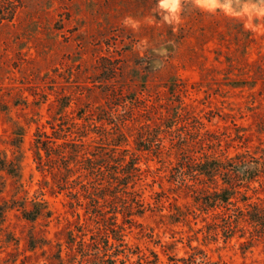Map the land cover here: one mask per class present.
<instances>
[{"label": "rangeland", "instance_id": "1", "mask_svg": "<svg viewBox=\"0 0 264 264\" xmlns=\"http://www.w3.org/2000/svg\"><path fill=\"white\" fill-rule=\"evenodd\" d=\"M161 3L0 0V150L22 167L21 178L0 171V205L10 206L0 220V264H68L66 231L76 232L89 215L79 185L60 188L47 169L37 168V132L70 133L76 123L93 150L101 142L100 125L111 129L123 119L129 133L125 147L140 156L142 175L134 190L146 207L136 216L139 225H125V240L138 251L126 264L151 259V251L163 264H173L170 256L185 259L177 264H190V256L206 264H264V243H245L250 224H241L244 236L238 231L226 239L216 215L224 209L202 210L179 185L173 154L137 150L144 143L137 135L144 123L156 134L157 125L187 104L190 118L171 130L194 132L199 119L200 136L219 143L222 152L232 156L248 148L263 156L262 80L252 88L235 83L253 80V72L241 75L242 59L254 69L260 59L264 63V0H202L214 7L177 0L175 12ZM240 25L255 40L246 48ZM159 138L171 146L170 133ZM252 186L258 191H248L250 201L264 199L259 183ZM41 201L52 216L25 218L22 209Z\"/></svg>", "mask_w": 264, "mask_h": 264}, {"label": "trees", "instance_id": "2", "mask_svg": "<svg viewBox=\"0 0 264 264\" xmlns=\"http://www.w3.org/2000/svg\"><path fill=\"white\" fill-rule=\"evenodd\" d=\"M158 1L154 0L156 4ZM168 27L171 34H175L173 26L169 24ZM240 32L244 36L245 48L255 41L250 31L243 25H240ZM263 55L264 53L260 58ZM241 63L243 65L241 75L249 76V72H253L251 78L254 81L251 83L238 81L235 83L236 86L247 85L252 88L256 80H262L264 87V63L261 59L255 69V64L247 62L246 58L242 59ZM186 107L187 104L181 108V113L176 112L167 116L163 124L157 125L156 134H153L150 124L144 123L137 135L139 142L146 143L142 145L137 143V150L153 151L158 157L163 155L170 157L173 154L179 167L177 182L191 192L193 201L206 212L224 209V212L216 214L220 217V225L218 223L214 225L221 227L226 239L238 231H241L240 236H244L241 224L247 222L252 230L245 243L247 245L255 241L264 243V199L250 201L251 196L248 194V191L254 194L258 191V188L252 186L254 183H259L261 190L264 191V149H261L263 156L259 158L248 148L237 151L232 156L222 152L218 149L219 143L209 140L207 143L206 138L200 136L204 123L199 119H195L198 129L194 127V132L186 129L183 134L181 127L171 130L174 125L178 123L182 125L190 118L188 115L191 113ZM126 121L127 119L120 120L113 125L116 127L111 129L100 125L101 142L93 150L89 149L90 144L84 140L87 132L76 127V123L72 124L73 131L70 130V133L61 134L55 130L52 135L42 131L36 134L33 153L37 168L47 169L60 188H66L71 183L79 185L82 190L81 196L86 200L85 212L89 214L88 218L77 223L76 232L66 231L70 250L67 253L68 264L76 260L77 256L80 257L78 264H126L130 255L138 253L125 240V225L129 227L139 225L136 216H143L146 207L139 193L134 190L142 171L139 166L140 156L125 147L129 136ZM191 123L189 121L182 127L187 128ZM165 131L173 136L169 148L162 145V139L159 138ZM208 132L205 130L204 135ZM71 134L77 135L69 139ZM193 134L199 137H192ZM21 169L19 162L8 159L0 150V171L21 178ZM189 181L192 184H189ZM75 197L79 200L78 195ZM32 206L31 210L22 209L27 219L35 221L40 216L50 218L53 214L45 201L33 202ZM8 208L10 206L0 205V220L4 219ZM77 216L80 217L79 214ZM89 220L95 225L91 226ZM150 254L151 259L148 256L140 257L137 263L163 264L155 252L151 251ZM58 258L63 261L61 255ZM190 258V264L208 263L197 262L194 256ZM169 260L173 264L185 261L184 258L175 256H170Z\"/></svg>", "mask_w": 264, "mask_h": 264}, {"label": "clouds", "instance_id": "3", "mask_svg": "<svg viewBox=\"0 0 264 264\" xmlns=\"http://www.w3.org/2000/svg\"><path fill=\"white\" fill-rule=\"evenodd\" d=\"M197 4H201V6H216L214 4L212 5H206V4H202V0H197ZM160 7L163 9H168L172 12H175L178 9V3L177 0H162V3L160 4Z\"/></svg>", "mask_w": 264, "mask_h": 264}]
</instances>
